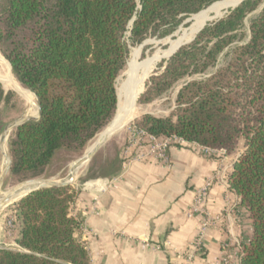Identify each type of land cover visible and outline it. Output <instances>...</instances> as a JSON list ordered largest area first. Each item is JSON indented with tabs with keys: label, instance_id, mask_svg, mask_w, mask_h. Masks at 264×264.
Returning <instances> with one entry per match:
<instances>
[{
	"label": "trees",
	"instance_id": "obj_1",
	"mask_svg": "<svg viewBox=\"0 0 264 264\" xmlns=\"http://www.w3.org/2000/svg\"><path fill=\"white\" fill-rule=\"evenodd\" d=\"M217 1L0 0V53L40 106L39 117L10 135V177L40 176L60 152L82 154L116 115V79L130 44L171 33L184 16ZM258 3L242 1L182 45L164 70L148 79L141 102H151L188 74L206 71L225 48L231 50L209 76L180 88L169 116L146 113L134 123L229 154L244 140L229 177L252 220L240 264H264V6L250 22L249 38L231 44ZM13 95L0 80V102H10ZM4 122L0 111V131ZM80 192L72 184L53 185L20 198L14 207L17 245L0 247V264H90L82 221L72 212Z\"/></svg>",
	"mask_w": 264,
	"mask_h": 264
},
{
	"label": "crops",
	"instance_id": "obj_2",
	"mask_svg": "<svg viewBox=\"0 0 264 264\" xmlns=\"http://www.w3.org/2000/svg\"><path fill=\"white\" fill-rule=\"evenodd\" d=\"M125 140L121 135L116 141L118 170L94 179L101 184L107 179L105 188L83 186L73 204L90 264H184L176 250H186L201 232L202 214L193 207L211 179L203 206L215 222L205 229L203 252L194 264H221L224 242L250 238L251 217L228 181L242 149L219 156L206 155L193 144L173 145L169 164L153 158L127 163L122 158ZM226 166L225 180L218 179L217 171Z\"/></svg>",
	"mask_w": 264,
	"mask_h": 264
},
{
	"label": "rangeland",
	"instance_id": "obj_3",
	"mask_svg": "<svg viewBox=\"0 0 264 264\" xmlns=\"http://www.w3.org/2000/svg\"><path fill=\"white\" fill-rule=\"evenodd\" d=\"M224 1L225 0L217 1L209 7L206 6L207 8L205 7L204 9L201 10V12L199 11L198 13H193L190 16H184L181 23L171 33H168L161 37H158V36L148 37L146 40H144L140 44H135V45L130 44V54L127 59L126 66L116 79V87H117L119 103L121 100H124L123 97L119 96V93L126 86L127 71L131 65L132 60L133 61L135 60V65L140 66L150 57L155 55L156 53L160 55L159 61H157L155 67L150 72L149 77L146 79V82L143 88V91H144L148 79L152 75L159 74L164 70L165 68L164 65L167 63V60L171 57L170 56L168 58L167 56L171 52L170 50L172 49V41L177 40L179 36H182L186 32H189L190 27L193 26L197 22L196 16L198 14L206 15L205 21L207 20L206 22L208 24L212 21L222 18L226 13H228L229 10L233 9L231 7L235 6V4H237L240 0H233L228 5L222 6ZM258 1H259L258 6L253 11L248 13L247 16L245 17L243 27H241V29L236 32L237 37L234 39V43H232L231 45L234 46L237 43L241 44L242 42L246 41L249 38L250 22L252 18H254L256 15H258L261 12L264 6V0H258ZM129 34L130 33L128 32L127 33L128 37H129ZM190 42H187V43H190ZM230 50L231 49L229 48H225L224 51H222L218 55V59L216 63L212 66H209L206 71L194 73V74H188L184 76L183 78L176 81L169 89L164 91L161 95L156 97L151 102L143 103L139 100L143 92L139 96H137L138 98H136L137 100L135 102V113L133 117L129 119L123 125L122 128L118 129L113 134H111L110 137L103 144L100 145L97 152L94 154V156L89 161H86L85 164L82 163V166L78 169L76 177L74 180H72L71 184L74 185L75 187L82 188L83 186H85L86 183L94 182L92 180L98 177L97 175L104 176V175H109L110 173L117 171L119 168L120 159L118 157V144L116 143V141L121 135H125L126 137L125 143H126L127 137H128L129 126L134 124L135 120L138 117L146 113H150L156 116H164V117L169 116L176 107V97H177V93L180 90V88L190 80L203 79L209 76L218 67L225 64V62L228 59ZM0 56H2L1 53H0ZM2 69H4V64H3V60L0 59V73L3 72ZM5 91L6 92L12 91L14 92V95L11 98L10 102L8 103L5 101L0 102V111L5 121L4 122L5 124L2 127V130L0 131V176L6 171V170L5 171L2 170L3 148L1 145V136H3L2 143L4 144V149L7 148L9 152V146H8L9 138L12 132L14 131V129L16 128V127L12 128V125L10 124L16 120H19L27 116H36L37 106H38L36 96L31 91L30 92L32 93V95L28 96L27 98L21 96L18 92H16L15 90L11 88L5 89ZM118 112H119V105H118L117 112L114 118L102 129L101 132H99L93 139L89 141V143L87 144L82 154L79 155V154H74V153L60 152L55 158V160L52 162V164L47 168V170L42 175L35 177V178L27 179L24 181L13 180L10 177V172L9 173L7 172L4 178L3 184L0 186V192L8 191L12 187L17 186L18 184L23 183L28 180L29 181L23 183V185L27 183H33L36 181H40V180H51V179L57 182V180H61L62 178H64L68 174L69 170L73 168V165H74L73 163L78 161L85 154L86 150H89L88 148L90 147L91 143L97 138V136H99V134H101L111 124H113ZM7 131L9 132V135L6 138ZM240 149H242V152H240V154L238 155L239 157L244 151V140L243 139L240 141L239 147L237 151H235L234 153H239ZM18 200L19 199L14 200L0 209V247L16 246V245H12V243L14 242L15 238L18 235V226H17L16 216L14 212L15 203ZM72 212L74 214L73 208H72Z\"/></svg>",
	"mask_w": 264,
	"mask_h": 264
},
{
	"label": "built area",
	"instance_id": "obj_4",
	"mask_svg": "<svg viewBox=\"0 0 264 264\" xmlns=\"http://www.w3.org/2000/svg\"><path fill=\"white\" fill-rule=\"evenodd\" d=\"M185 144L195 145L206 155L216 154L223 156L226 154V150L223 148H213L211 146L189 141L177 134L157 135L137 126L136 124H132L129 126L127 141L122 149V158L127 163H131L140 159L153 158L169 164L170 159L168 149L173 145L182 146ZM222 159H224V157ZM227 167L228 166L217 171L218 179L225 180V170ZM92 181H94L93 184L88 182L89 184L86 183L85 186L95 187L102 190L105 188L106 182H108L107 179H102L104 184H101L100 179ZM213 182V179L208 180L204 187L200 189L193 207V211L196 210L202 214V229L200 234L192 241L191 245L186 250H176L178 254L184 257V264H194L195 257L199 253L203 252V233L209 225H212L215 222L210 217L209 212L203 206L204 195ZM191 214L192 210L189 212V215ZM220 220L221 218L218 217L216 221ZM243 242L244 241L241 238H237L232 242H224L222 244L223 257L221 264H240Z\"/></svg>",
	"mask_w": 264,
	"mask_h": 264
},
{
	"label": "bare ground",
	"instance_id": "obj_5",
	"mask_svg": "<svg viewBox=\"0 0 264 264\" xmlns=\"http://www.w3.org/2000/svg\"><path fill=\"white\" fill-rule=\"evenodd\" d=\"M232 1L233 0H225L223 2L222 6L228 5ZM205 19H206V15L198 14L196 16L197 22L193 26L190 27L189 32H186L184 35L179 36V38L177 40L172 41V49L170 50L171 51L170 54L173 53L182 42L188 41L191 37H193V35L196 34L197 30L204 23ZM206 21H205V23H206ZM0 59L3 60V64H4V69H2L3 72L0 73V80L2 82L3 87L5 89L11 88L25 98H27L28 96H31L32 93L30 92V90H28L24 86H22V84H20V82L13 75V73L11 72V70L9 69V67L7 65L8 62H6L5 58L3 56H0ZM159 59H160V55L158 53H156L155 55L150 57L148 60H146L140 66L135 65V60L131 61V65L127 71L126 86L119 93V96L123 97L124 100H121L119 103V112H118L117 116L115 117V121L108 128H106L101 134H99V136H97V138L91 143L90 147L88 148L89 150H86L87 153L90 154L91 152H93L97 147H99L101 144H103L105 142V140H107L110 137L111 134H113L118 129L122 128L123 125L129 119H131L133 117V115L135 113L136 98L143 91L145 81L149 77L150 72L153 70L157 61H159ZM38 113H39V107H38ZM38 113H37V115H38ZM36 116H27L24 118L25 119H32V118H35ZM8 135H9V132L7 131L6 138L8 137ZM82 163L83 164L86 163V158H84L82 161L79 160L78 162L74 163L73 168H72V175L70 176V181L75 179L77 171L82 166ZM8 167H9V159L7 158L6 163L2 166V170L3 171L6 170L3 173L4 175H6V173L8 172ZM44 181H46V180H40V181H36L33 183L24 184L23 186L25 188V191H23L22 193L17 195L15 197V199H13V201L17 200L19 197L24 195L30 189L37 187L38 185L42 184ZM47 181H54V180L51 179V180H47ZM57 181H59V180H57ZM6 195H7V191H5V192L1 191L0 192V199H2Z\"/></svg>",
	"mask_w": 264,
	"mask_h": 264
},
{
	"label": "water",
	"instance_id": "obj_6",
	"mask_svg": "<svg viewBox=\"0 0 264 264\" xmlns=\"http://www.w3.org/2000/svg\"><path fill=\"white\" fill-rule=\"evenodd\" d=\"M242 1H244V0H240L235 6H232L231 8H235L236 6H238ZM217 17V16H216ZM215 17V18H216ZM214 18V19H215ZM214 19H212V20H214ZM133 21H134V18L131 20V22H130V24H132L133 23ZM207 25V22L196 32V34L197 33H199L205 26ZM195 34V35H196ZM195 35L190 39V40H188V41H185V42H182L179 46H178V48L173 52V53H171L169 56H167L168 58L170 57V56H172L173 54H175L179 49H180V47L182 46V45H184L185 43H187V42H190L191 40H193L194 38H195ZM10 63V62H9ZM10 65H11V63H10ZM11 68H12V65H11ZM143 92V91H142ZM141 92V93H142ZM140 93V94H141ZM139 94V95H140ZM138 95V96H139ZM138 98V97H137ZM137 100V99H136ZM118 105H119V100H118ZM38 107H39V113H38V115L36 116V117H39L40 116V106H39V104H38ZM35 117V118H36ZM29 119H25V118H21V119H19V120H16V121H14V122H12L10 125H12V128H14V127H17V126H19V125H21V124H23V123H25L26 121H28ZM2 141H3V136H1V145H2V148H3V161H2V164L4 165L5 163H6V161H7V158L9 159V167H8V173L10 172V166H11V157H10V155H9V152H8V150H7V148L6 149H4V144L2 143ZM106 141V140H105ZM100 147V146H99ZM99 147H97L93 152H91L90 154L89 153H87V152H85V154L79 159L80 161H82L84 158H86V161H89L93 156H94V154L97 152V150L99 149ZM78 160V161H79ZM78 161H76V162H78ZM74 164V163H73ZM72 175V169H70L69 170V172H68V174L64 177V178H62L61 180H59V181H57V182H55V181H44L42 184H40V185H38L37 187H34V188H32V189H30L28 192H26L24 195H22L21 197H19L18 199H20V198H22V197H24L25 195H27L28 193H30L31 191H34V190H36V189H39V188H41V187H48V186H53V185H66V184H71L72 183V181H70V176ZM5 176L6 175H2V176H0V186L3 184V181H4V178H5ZM29 181V180H28ZM28 181H25V182H28ZM25 182H23V183H25ZM23 183H20V184H18L17 186H14V187H12L9 191H7V195L6 196H4L2 199H0V209L2 208V207H4L5 205H7L8 203H10V202H12L13 201V199H15V197L17 196V195H19L20 193H22L23 191H25V188H24V186H23Z\"/></svg>",
	"mask_w": 264,
	"mask_h": 264
}]
</instances>
